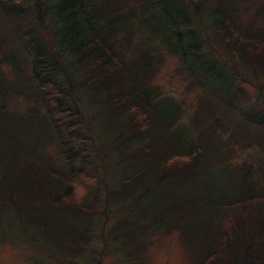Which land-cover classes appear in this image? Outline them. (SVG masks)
Listing matches in <instances>:
<instances>
[{
	"label": "trees",
	"instance_id": "obj_1",
	"mask_svg": "<svg viewBox=\"0 0 264 264\" xmlns=\"http://www.w3.org/2000/svg\"><path fill=\"white\" fill-rule=\"evenodd\" d=\"M28 1L0 0V212L6 226L33 239L52 233L61 242L63 233L73 235L59 245L72 253L61 264L78 260L95 227L105 246L118 241L131 248L123 250L129 264H140L153 235L174 232L198 247L191 264H264V180L256 183L250 164L230 161L233 141L264 147V24L239 19L241 4H251L37 0L24 7ZM254 13L264 14V3ZM44 15L55 20L59 46L80 69L77 86L91 93L107 128L118 132L101 145L85 134L89 118L78 108L75 83L67 91L58 76L60 50L35 29L33 21L42 23ZM140 16L156 20L170 51L182 55L186 89L199 96L191 136L174 128L179 111L169 99H157L150 85L163 53L131 45ZM202 25L215 35L211 50ZM243 84L260 91L257 99ZM16 96L28 103L26 110L13 108ZM229 129L223 139L220 132ZM111 149L119 175L109 177L104 162ZM183 183L189 191L175 194Z\"/></svg>",
	"mask_w": 264,
	"mask_h": 264
},
{
	"label": "rangeland",
	"instance_id": "obj_2",
	"mask_svg": "<svg viewBox=\"0 0 264 264\" xmlns=\"http://www.w3.org/2000/svg\"><path fill=\"white\" fill-rule=\"evenodd\" d=\"M41 1L45 3L44 0ZM107 1L109 0H98L100 4L106 3ZM36 2L37 0H29L23 5L24 7L32 8L35 6ZM244 2L250 3L251 5L241 4L239 8V19L243 24H246L249 20H255L256 24H264V14L256 16L254 13L255 8L264 3V0H246ZM119 5L126 7V2L124 0L119 1ZM204 12H206V9ZM31 13H33V11H31ZM40 19H42V23L37 20L33 21L36 31L38 30L41 37L44 35L47 42H52L51 46H53L52 48L56 52L60 50L61 53L59 65L62 66V68L59 69L58 76L66 83L67 91L70 90L68 87L69 82L73 81L75 83L78 108L82 111V115L85 118H89L88 124L90 129L86 126L87 124H83L85 119H80L79 117V121L84 125L85 134H91L96 140L97 145H101L108 138L115 137L118 132H116L115 129L107 128L109 122H107L108 118L105 115L106 113H98V109L101 105L94 102L91 93L77 86V84L81 82L83 76L76 62L73 60L72 53H69V49L59 46L57 38L58 29L55 20H51L47 15H44ZM204 22L206 21L204 20ZM135 28L134 31H138V37L133 40L132 46L136 44V42H140L148 50L161 51L163 53L164 57L162 62L159 65L158 71L151 79L150 85L156 88L158 92L157 99H169L179 111L174 128L181 131L185 136H191L195 132L192 121L193 115L199 105V96L195 90L186 89L187 80L184 79V73L179 70L181 67L180 59L182 55L170 51V49H173V46L170 45L169 38L166 36L168 38L166 40L162 37L164 36L162 35L164 34L163 30L152 17L147 18V16H140V18L135 21ZM202 28L207 39L203 44L207 49L211 50V47L216 46L215 35L208 26L206 30L203 25ZM171 42L174 45V41L171 40ZM128 49L130 48L128 47ZM130 50H132V47ZM1 67L3 70L7 71V64L3 63ZM8 68H10V66H8ZM27 72H29V70ZM12 75L9 73V76H11L10 78L13 77ZM235 83L238 84L240 81L236 80ZM242 88L249 93L251 100H255L259 96L260 91L255 87L243 84ZM27 105L28 103L24 101L22 96H16L12 101V106L16 110H26ZM104 125L108 133L104 129ZM230 132V129L224 133L220 132L221 137L223 139L227 138ZM231 143L230 146L233 147V151L230 161L233 164H250L253 168V175L257 179L256 183L262 182L264 180V172L262 170V166L264 165V147H260L255 143L246 145H241L236 141ZM47 150L50 154L55 153L53 146H49ZM99 152H101L100 149ZM115 155H117L115 150L113 151V149H111L109 155L107 154L106 156V162H104L107 166L105 173L108 171L109 177H112V175H119V171L116 170L114 165L116 161L115 157L118 158V155ZM110 166L112 167L110 168ZM139 186L141 190V185ZM147 189L148 188L142 189V192ZM187 190L189 191L188 185L183 183L182 185L176 186L175 194ZM154 193H158V190H154ZM98 209H102V207L99 206ZM115 220L116 218L107 219L103 230L107 231L108 227L111 226ZM7 223H9L7 215L0 212V264H61L58 263L59 260L66 259L70 261L72 258L70 257L72 253L66 252L64 249L60 250L59 245H61L62 242L63 247L66 246L70 241L69 238L73 235L67 234L66 236V233H63L64 236L61 242L59 237L56 239L57 234L52 235V233L45 234L44 236L38 235V239L27 238L17 234L14 228L9 229L8 225L6 226ZM63 225L64 224L60 226ZM99 230L100 229L97 227L94 228L93 233L94 235L96 234V236H92L90 244L83 250L78 260H73L72 264H129L126 263L124 251L131 248L128 246L120 247L118 241L105 246L103 240L97 237ZM57 231H59L58 228ZM55 243L58 245H55ZM198 251L199 249L194 243H184L179 234L174 232L163 236L153 235L147 250L144 249L140 253L142 256L141 260L138 259L140 264H142L143 259V264H191V261L195 259Z\"/></svg>",
	"mask_w": 264,
	"mask_h": 264
},
{
	"label": "clouds",
	"instance_id": "obj_3",
	"mask_svg": "<svg viewBox=\"0 0 264 264\" xmlns=\"http://www.w3.org/2000/svg\"><path fill=\"white\" fill-rule=\"evenodd\" d=\"M79 194H80V196H84V195H86V192L83 189H81Z\"/></svg>",
	"mask_w": 264,
	"mask_h": 264
}]
</instances>
